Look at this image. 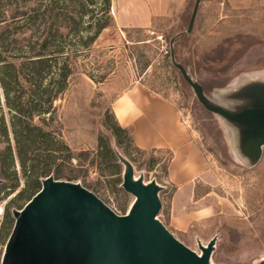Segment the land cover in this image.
Wrapping results in <instances>:
<instances>
[{
    "label": "rangeland",
    "instance_id": "1",
    "mask_svg": "<svg viewBox=\"0 0 264 264\" xmlns=\"http://www.w3.org/2000/svg\"><path fill=\"white\" fill-rule=\"evenodd\" d=\"M104 8V0H0V66L12 65L8 94L0 76V264L13 212L47 177L77 176L68 182L127 214L135 198L121 186L124 160L135 180L161 187L157 218L187 248L200 254L199 246L213 240L209 264H264V145L250 159L241 144L244 128L204 110L173 64L178 51L206 99L229 113L262 105L264 0H109L108 14ZM30 48L57 66L69 64L62 93L49 83L51 74L32 82L30 69L21 68ZM135 84L180 113L203 164L192 181L170 183V152L138 151L129 134L110 130L112 101ZM206 206L208 217L173 229V219Z\"/></svg>",
    "mask_w": 264,
    "mask_h": 264
},
{
    "label": "water",
    "instance_id": "2",
    "mask_svg": "<svg viewBox=\"0 0 264 264\" xmlns=\"http://www.w3.org/2000/svg\"><path fill=\"white\" fill-rule=\"evenodd\" d=\"M173 64L205 110L244 128L242 148L255 160L264 145V91L257 92L262 105L232 114L210 103L183 66ZM123 164L121 186L135 198L127 214L117 215L78 183L47 177L24 207L13 212L2 264H209L214 241L199 246L200 254L179 242L157 218L161 187L135 180L132 166Z\"/></svg>",
    "mask_w": 264,
    "mask_h": 264
},
{
    "label": "crops",
    "instance_id": "3",
    "mask_svg": "<svg viewBox=\"0 0 264 264\" xmlns=\"http://www.w3.org/2000/svg\"><path fill=\"white\" fill-rule=\"evenodd\" d=\"M111 112L119 126L131 129L133 145L137 149L171 153L167 168L170 183L176 186L188 183L203 170L201 155L180 113L144 85H132L118 95L111 103ZM208 216L209 207H202L180 221L173 219L172 227L183 231L189 220Z\"/></svg>",
    "mask_w": 264,
    "mask_h": 264
},
{
    "label": "trees",
    "instance_id": "4",
    "mask_svg": "<svg viewBox=\"0 0 264 264\" xmlns=\"http://www.w3.org/2000/svg\"><path fill=\"white\" fill-rule=\"evenodd\" d=\"M104 4H105L104 12H105V14H108L109 13V0H104ZM106 27H107L106 24L99 25L97 27V33L99 31L103 30ZM185 30H187V29H185V28L184 29H179L177 31V33H180L181 37H182L184 35ZM30 49H31V50H29L30 52H28V54L30 56L27 57L26 61L21 65V68H25L26 67L27 69H30L31 75H32V82L35 81V82L41 83V81L44 79L45 76L51 74L52 76H51V78H49L50 79L49 83L55 85V87H56V85L58 86L56 88V92L55 93H62L67 88V86L69 84L68 79L72 75L71 68L69 67V64L67 62H64L63 64H60L59 66H57L58 64L55 62L54 58H48L43 53V50L35 52L33 50V48H30ZM174 61L177 64L183 66V68H185L184 66L186 65V63L181 59L180 52L177 51V57H175ZM224 61H225L224 58H222L220 60L221 63L224 62ZM56 66H57V69H56ZM10 67H12V65H9V64H3V65L0 66L1 83L3 85V88L5 89L6 94H8V91L6 89L5 81L9 79L6 70H8ZM4 71H5V73H4ZM51 71H53V72H51ZM54 73H56V74H54ZM54 75H56V77H54ZM177 78H178L179 82L187 84L184 81V79L182 78V76H181V74H180L178 69H177ZM198 84L202 87L203 92H204V87L200 83H198ZM55 95H54V97H50V101H51V99L55 98ZM9 105H11V108L14 110L15 114L18 117H22V116L25 115L24 114L25 112L20 107H18L19 104H17V106H15V105L9 103ZM45 109H47V108H45ZM45 109L44 110H35V113L34 112H32V113H34L36 115H40L41 113L42 114L45 113V112H40V111H46ZM110 112H111V110H110ZM32 113H31V115H33ZM111 115H112V118L114 120V124H113V128L112 129L110 128V130L114 134H116V133L129 134V141L133 144L131 129L122 128L121 126H119L118 123L116 122L112 112H111ZM104 125H106V124H104ZM101 139L102 138L99 137V140H98L99 144H101ZM137 150L141 151V152H146V151L139 150V149H137ZM106 151L112 157L114 156V152L111 150V148L106 149ZM167 168H166V173H167ZM43 175H45V174H43ZM45 177H46V175H45ZM54 178H55V180H58V179H60V176L58 174H55ZM76 179H77V176L65 177V180H67V181H73V180H76Z\"/></svg>",
    "mask_w": 264,
    "mask_h": 264
}]
</instances>
